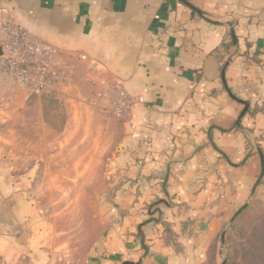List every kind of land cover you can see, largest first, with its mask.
<instances>
[{"label": "crops", "instance_id": "obj_1", "mask_svg": "<svg viewBox=\"0 0 264 264\" xmlns=\"http://www.w3.org/2000/svg\"><path fill=\"white\" fill-rule=\"evenodd\" d=\"M1 21L48 46L66 75L31 97L0 72L3 261L45 264L10 166L25 152L52 160L80 131L111 179L82 264L211 261L234 213L264 198V0H0ZM228 60L226 88L248 103L238 126ZM111 90L132 98L129 113L105 112Z\"/></svg>", "mask_w": 264, "mask_h": 264}, {"label": "rangeland", "instance_id": "obj_2", "mask_svg": "<svg viewBox=\"0 0 264 264\" xmlns=\"http://www.w3.org/2000/svg\"><path fill=\"white\" fill-rule=\"evenodd\" d=\"M62 121L58 116L56 122L62 125ZM80 132L74 134L72 147L52 150V160H45L43 150L35 159L25 152L24 156L21 153L22 163L10 166L14 179L9 184L19 195L14 204L27 213L23 221L34 224L45 264H82L103 227L110 171L99 160L95 144L87 147L81 143L84 135ZM247 206L240 221L228 222L222 229L218 254L206 264H222L226 259L237 264H264V198H252ZM10 217L16 220V214Z\"/></svg>", "mask_w": 264, "mask_h": 264}, {"label": "built area", "instance_id": "obj_3", "mask_svg": "<svg viewBox=\"0 0 264 264\" xmlns=\"http://www.w3.org/2000/svg\"><path fill=\"white\" fill-rule=\"evenodd\" d=\"M0 72L26 89L31 97H48L66 79L65 73L55 64L51 49L38 42L11 21L0 22ZM105 112L120 117L132 108L133 100L126 93L111 90L107 96ZM97 101V98L94 100ZM0 264H6L0 258Z\"/></svg>", "mask_w": 264, "mask_h": 264}, {"label": "water", "instance_id": "obj_4", "mask_svg": "<svg viewBox=\"0 0 264 264\" xmlns=\"http://www.w3.org/2000/svg\"><path fill=\"white\" fill-rule=\"evenodd\" d=\"M181 1H182V0H181ZM0 57H3V54H2V52H1V49H0ZM228 63H229V60L226 61L225 64L223 65V67H222V69H221V72H220V78H221L222 84H223L224 88L226 89V91H227L229 97H230L231 99H233L234 101H236L237 103H239V104H241V105L243 106V110L241 111V113H240L239 117L237 118L236 122L234 123V126H238L239 123H240V121H241V119H242V117L244 116V114L246 113V111H247V109H248V103H247V102H244V101H241V100H239V99H237V98H235V97L232 96V95L230 94V92L227 90V88H226V84H225V80H224V72H225V69H226ZM250 201H251V198H250V199L248 200V202L246 203V206L250 204ZM224 262H225V260H223L222 264H224Z\"/></svg>", "mask_w": 264, "mask_h": 264}, {"label": "trees", "instance_id": "obj_5", "mask_svg": "<svg viewBox=\"0 0 264 264\" xmlns=\"http://www.w3.org/2000/svg\"><path fill=\"white\" fill-rule=\"evenodd\" d=\"M247 211H248V206L244 205L243 207H241L239 210H237L234 213V215L229 220V223H237L246 215ZM223 235L224 234H222V238H223ZM224 264H237V263L234 260L226 259Z\"/></svg>", "mask_w": 264, "mask_h": 264}]
</instances>
